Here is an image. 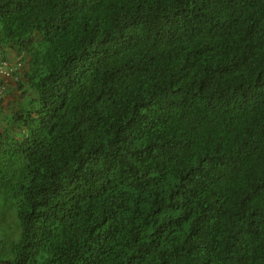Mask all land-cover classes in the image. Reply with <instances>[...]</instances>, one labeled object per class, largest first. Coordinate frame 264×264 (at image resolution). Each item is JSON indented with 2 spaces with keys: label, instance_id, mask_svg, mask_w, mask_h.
I'll use <instances>...</instances> for the list:
<instances>
[{
  "label": "trees",
  "instance_id": "1",
  "mask_svg": "<svg viewBox=\"0 0 264 264\" xmlns=\"http://www.w3.org/2000/svg\"><path fill=\"white\" fill-rule=\"evenodd\" d=\"M5 46L0 264H264V0H0Z\"/></svg>",
  "mask_w": 264,
  "mask_h": 264
},
{
  "label": "crops",
  "instance_id": "2",
  "mask_svg": "<svg viewBox=\"0 0 264 264\" xmlns=\"http://www.w3.org/2000/svg\"><path fill=\"white\" fill-rule=\"evenodd\" d=\"M20 57H24L22 58V61H24V63L23 66L17 69L16 76L18 77V80L24 82L22 77L24 76L25 73L24 71L26 69L25 54ZM0 59H7L10 62H16L20 58L19 56H16L8 46H5L3 49L0 50ZM18 80L3 79L2 77H0V87L5 88L2 102L0 104V120L7 119L10 115L13 114V111H15L18 108V105L24 101V97L18 89V85H17ZM5 125L3 127H5Z\"/></svg>",
  "mask_w": 264,
  "mask_h": 264
},
{
  "label": "built area",
  "instance_id": "3",
  "mask_svg": "<svg viewBox=\"0 0 264 264\" xmlns=\"http://www.w3.org/2000/svg\"><path fill=\"white\" fill-rule=\"evenodd\" d=\"M22 65L21 61L10 62L7 60H0V76L8 79L13 77L14 72ZM4 87H0V103L4 95Z\"/></svg>",
  "mask_w": 264,
  "mask_h": 264
},
{
  "label": "clouds",
  "instance_id": "4",
  "mask_svg": "<svg viewBox=\"0 0 264 264\" xmlns=\"http://www.w3.org/2000/svg\"><path fill=\"white\" fill-rule=\"evenodd\" d=\"M23 55H24V54H22V55H20V56H23ZM20 56H19L20 59L17 60V61H21V62H22V65H21V66H23L24 61H22V58H24V57H20ZM0 60H7V59H0ZM7 61H9V60H7ZM17 61H16V62H17ZM14 63H15V62H14ZM21 66H20V67H21ZM16 71H17V70H16ZM16 71L14 72L13 77L8 78V79H16V80H17L18 77L16 76ZM0 77H1V76H0ZM2 78H3V77H2ZM3 79H5V78H3ZM0 104H1V103H0Z\"/></svg>",
  "mask_w": 264,
  "mask_h": 264
},
{
  "label": "rangeland",
  "instance_id": "5",
  "mask_svg": "<svg viewBox=\"0 0 264 264\" xmlns=\"http://www.w3.org/2000/svg\"><path fill=\"white\" fill-rule=\"evenodd\" d=\"M5 125V123H2L1 126L3 127Z\"/></svg>",
  "mask_w": 264,
  "mask_h": 264
}]
</instances>
